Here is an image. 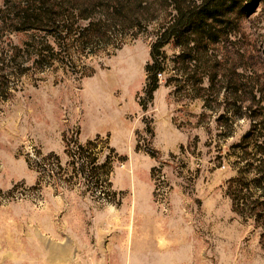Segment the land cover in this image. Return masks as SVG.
Listing matches in <instances>:
<instances>
[{
  "label": "rangeland",
  "instance_id": "rangeland-1",
  "mask_svg": "<svg viewBox=\"0 0 264 264\" xmlns=\"http://www.w3.org/2000/svg\"><path fill=\"white\" fill-rule=\"evenodd\" d=\"M157 27L73 57L76 72L33 56L0 74V264H264V224L227 194L251 120L225 84L194 95L174 40L149 99ZM29 38L0 29V54ZM230 40L264 82L263 4Z\"/></svg>",
  "mask_w": 264,
  "mask_h": 264
},
{
  "label": "trees",
  "instance_id": "trees-1",
  "mask_svg": "<svg viewBox=\"0 0 264 264\" xmlns=\"http://www.w3.org/2000/svg\"><path fill=\"white\" fill-rule=\"evenodd\" d=\"M259 4L264 5V0H3L0 29L30 32V38L24 46L11 45L0 54V74L7 68L22 72L23 57L33 56L34 61L65 60L76 72L73 57L93 54L157 22L151 62L146 65L147 97L151 99L158 86L157 74L165 59L162 47L174 40L180 52L173 68L180 64L187 85L196 76L193 83L198 84V90L194 95L202 97L205 106L208 97L217 95V83L225 84L239 99L251 124L235 146L249 160L245 169L239 168L236 177L229 180L227 194L237 214L246 213L254 222L264 224V82L255 72L254 57L246 49L239 51L240 44L234 47L239 41L230 40L233 33L240 32L242 19ZM220 48L224 49L221 56L216 53ZM234 51L238 65L235 58L229 63ZM203 79L206 88L200 85ZM250 146L255 157L248 151ZM78 147L83 154L84 148ZM248 172L254 173L252 179H247Z\"/></svg>",
  "mask_w": 264,
  "mask_h": 264
},
{
  "label": "built area",
  "instance_id": "built-area-1",
  "mask_svg": "<svg viewBox=\"0 0 264 264\" xmlns=\"http://www.w3.org/2000/svg\"><path fill=\"white\" fill-rule=\"evenodd\" d=\"M161 76V72L157 74V77H160Z\"/></svg>",
  "mask_w": 264,
  "mask_h": 264
}]
</instances>
